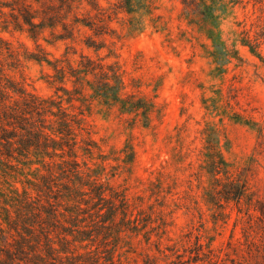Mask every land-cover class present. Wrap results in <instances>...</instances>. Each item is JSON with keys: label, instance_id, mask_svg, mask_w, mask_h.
Instances as JSON below:
<instances>
[{"label": "rangeland", "instance_id": "1", "mask_svg": "<svg viewBox=\"0 0 264 264\" xmlns=\"http://www.w3.org/2000/svg\"><path fill=\"white\" fill-rule=\"evenodd\" d=\"M99 2L109 7L107 0ZM153 3L152 15L142 16L141 33L130 34L128 16L120 12L126 23L114 16L112 31L104 30L108 34L83 29L65 42L55 39L60 27L32 39L26 26L20 29L9 10H2L0 59L8 63L6 77L49 97L55 94L49 84L53 70L26 57H66L76 64L84 55L118 66L129 93L155 103L150 128L135 126L132 115L108 110L99 101L87 116L93 139L109 157V171L120 173L115 184L127 189L138 209L158 214L151 242L144 232L121 241L124 264H143L148 256L160 264L178 263L177 255L186 262L198 252V264H264V0H244L218 12L214 40L200 31L199 18L188 16L182 0ZM78 15L89 18L83 10ZM253 23L261 26L257 54L242 35L244 26ZM88 38L100 50L88 48ZM9 50L20 54L19 61H6ZM130 141L137 158L128 173L125 147ZM210 149L224 159L229 178L245 187L240 201L226 202L237 191L224 174L220 182L213 179ZM36 168L42 169L33 165L12 177L0 172V191L27 187L38 177ZM3 246L0 239V255Z\"/></svg>", "mask_w": 264, "mask_h": 264}, {"label": "trees", "instance_id": "2", "mask_svg": "<svg viewBox=\"0 0 264 264\" xmlns=\"http://www.w3.org/2000/svg\"><path fill=\"white\" fill-rule=\"evenodd\" d=\"M107 2L108 8L99 0H0V12L8 9L20 29L27 27L32 39L47 28L55 31L60 27L62 31L55 39L65 42L74 41L76 32L83 29L96 36L108 34L104 30L112 31L109 25L113 20L124 21L118 17L120 12L128 16L129 33H141L142 16H150L154 10L153 0ZM243 2L182 0L185 12L199 18L200 31L211 40L217 39L218 12ZM82 10L89 18L79 17ZM260 27L253 23L242 31L243 42L254 54L261 46L256 31ZM85 45L96 48V41L88 38ZM7 57L6 61L17 62L20 54L9 50ZM26 58L46 63L53 70L49 84L55 86V94L38 96L7 79L8 63L0 59V172L12 177L24 174L33 165L42 167L36 168L38 177L27 181L28 186L22 190L10 186L9 192L0 191V239L4 243L0 264H124L121 241L144 232L146 241L151 242L158 214L153 209H138L127 189L115 184L120 173L109 171V157L93 139L87 116L99 101L108 110L117 108L122 114L132 115L135 126L150 128L157 111L155 103L129 93L124 74L115 64L84 55L76 64L66 57L51 61L37 53ZM210 150L208 164L213 179L220 182L219 176L224 174L227 185L237 191L236 197L228 194L226 202L240 201L245 187L229 178L224 159ZM125 154L131 173L137 158L131 141ZM177 258L178 263L171 264L202 261L199 252L186 262L182 255ZM143 264L160 263L155 256H148Z\"/></svg>", "mask_w": 264, "mask_h": 264}]
</instances>
